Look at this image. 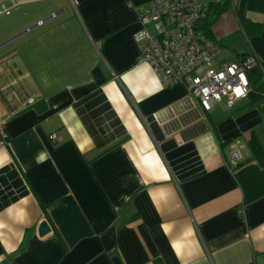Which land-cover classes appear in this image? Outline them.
Masks as SVG:
<instances>
[{"label":"crops","instance_id":"crops-1","mask_svg":"<svg viewBox=\"0 0 264 264\" xmlns=\"http://www.w3.org/2000/svg\"><path fill=\"white\" fill-rule=\"evenodd\" d=\"M150 1L5 2L0 264H264V0H229L212 25L218 59L262 67L209 111L138 61Z\"/></svg>","mask_w":264,"mask_h":264},{"label":"built area","instance_id":"built-area-1","mask_svg":"<svg viewBox=\"0 0 264 264\" xmlns=\"http://www.w3.org/2000/svg\"><path fill=\"white\" fill-rule=\"evenodd\" d=\"M6 1L0 0V13ZM206 9L200 0H151L134 33L138 61L148 64L163 86L183 85L203 111L221 102L233 107L246 98L252 89L250 71L262 67L255 54L237 61L217 58L219 44L199 24ZM3 125L0 120V146L7 143ZM50 137L59 139L55 133ZM230 147L227 165L234 169L242 160L243 143L235 140Z\"/></svg>","mask_w":264,"mask_h":264},{"label":"trees","instance_id":"trees-1","mask_svg":"<svg viewBox=\"0 0 264 264\" xmlns=\"http://www.w3.org/2000/svg\"><path fill=\"white\" fill-rule=\"evenodd\" d=\"M228 2L229 0H217V1L209 0L207 2L206 15L200 20L199 24L202 27V29L205 30V32L209 37L211 38L213 37L212 25L214 24L219 14L227 8ZM239 22L242 26L243 31L247 36L257 35L260 32L261 29L260 24L253 22L248 18L240 17ZM258 87L260 88L261 85L260 86L258 85Z\"/></svg>","mask_w":264,"mask_h":264},{"label":"water","instance_id":"water-1","mask_svg":"<svg viewBox=\"0 0 264 264\" xmlns=\"http://www.w3.org/2000/svg\"><path fill=\"white\" fill-rule=\"evenodd\" d=\"M255 71H256V69H252V70L250 71V73H254ZM41 227L46 229V227H47V222H46V221H42V222H41ZM112 261H113V264H121L119 257L116 256V255L112 257Z\"/></svg>","mask_w":264,"mask_h":264},{"label":"rangeland","instance_id":"rangeland-1","mask_svg":"<svg viewBox=\"0 0 264 264\" xmlns=\"http://www.w3.org/2000/svg\"><path fill=\"white\" fill-rule=\"evenodd\" d=\"M203 4H205L208 0H200ZM256 75H253V77Z\"/></svg>","mask_w":264,"mask_h":264}]
</instances>
